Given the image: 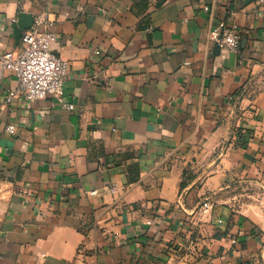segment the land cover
<instances>
[{"label":"crops","instance_id":"0c3cea01","mask_svg":"<svg viewBox=\"0 0 264 264\" xmlns=\"http://www.w3.org/2000/svg\"><path fill=\"white\" fill-rule=\"evenodd\" d=\"M22 14L69 70L0 77V264H264V0H0V54Z\"/></svg>","mask_w":264,"mask_h":264},{"label":"built area","instance_id":"2783aa9c","mask_svg":"<svg viewBox=\"0 0 264 264\" xmlns=\"http://www.w3.org/2000/svg\"><path fill=\"white\" fill-rule=\"evenodd\" d=\"M205 10L209 8L205 7ZM211 38L224 52L238 53L242 33L238 25L222 21L211 32ZM57 41L53 23L42 14L35 19L33 27L22 34L18 51L0 54V77L12 76L18 83L16 90L8 94L7 103L17 97L33 102L63 95L69 64L55 55ZM67 108L73 110L75 107L67 105ZM7 131L14 134L15 127L8 126ZM109 189L118 191L116 185ZM212 204L206 200L199 210L205 214Z\"/></svg>","mask_w":264,"mask_h":264},{"label":"water","instance_id":"95a60500","mask_svg":"<svg viewBox=\"0 0 264 264\" xmlns=\"http://www.w3.org/2000/svg\"><path fill=\"white\" fill-rule=\"evenodd\" d=\"M22 20L18 22V25L15 29V35L16 38L20 40L23 32L29 28L32 27L34 24V19L31 17V21L28 22L26 19H29V17L25 16L24 14L21 15ZM27 21V22H26Z\"/></svg>","mask_w":264,"mask_h":264},{"label":"trees","instance_id":"16d2710c","mask_svg":"<svg viewBox=\"0 0 264 264\" xmlns=\"http://www.w3.org/2000/svg\"><path fill=\"white\" fill-rule=\"evenodd\" d=\"M181 186H184V184L182 183V185Z\"/></svg>","mask_w":264,"mask_h":264},{"label":"rangeland","instance_id":"374dc122","mask_svg":"<svg viewBox=\"0 0 264 264\" xmlns=\"http://www.w3.org/2000/svg\"><path fill=\"white\" fill-rule=\"evenodd\" d=\"M244 199V198H243ZM248 199V198H247Z\"/></svg>","mask_w":264,"mask_h":264}]
</instances>
